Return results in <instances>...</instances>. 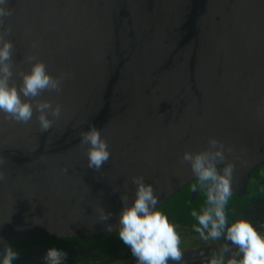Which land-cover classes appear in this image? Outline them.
Returning a JSON list of instances; mask_svg holds the SVG:
<instances>
[{
    "label": "water",
    "instance_id": "obj_1",
    "mask_svg": "<svg viewBox=\"0 0 264 264\" xmlns=\"http://www.w3.org/2000/svg\"><path fill=\"white\" fill-rule=\"evenodd\" d=\"M0 7L9 13L0 35L13 43L10 83L19 87L37 61L63 77L61 91L36 98L61 107L47 131L35 110L27 123L0 113V251L3 243L117 236L133 177L152 185L168 217L186 194L207 207L182 157L206 151L211 138L234 164L230 198L264 165V0H5ZM90 126L111 153L100 170L87 166L81 143Z\"/></svg>",
    "mask_w": 264,
    "mask_h": 264
},
{
    "label": "clouds",
    "instance_id": "obj_2",
    "mask_svg": "<svg viewBox=\"0 0 264 264\" xmlns=\"http://www.w3.org/2000/svg\"><path fill=\"white\" fill-rule=\"evenodd\" d=\"M4 2L5 0H0V4ZM8 14L0 7V17ZM12 50V41L0 35V113L17 123H27L32 119L35 110L39 113L41 129L47 131L52 126L49 117L58 118L61 107L58 104L54 106L49 101H38L36 98L44 90L61 91L63 77H53L47 71L46 65L37 61L32 63L28 72L21 74V84L17 87L10 83L13 76L10 63ZM81 143L88 145L86 155L89 168L100 170L109 161L111 153L107 141L95 126H90L81 133ZM208 145L206 151H185L182 157L190 165L197 182L206 190L207 195V207L200 213H192L199 224L194 230L204 239L217 240L223 236L237 246V253L227 264H264V235L243 219L229 224L226 216L225 208L232 195L234 164L224 163L225 147L221 142L211 138ZM221 163H224V167L218 169L217 165ZM0 179L3 177L0 176ZM132 184L135 185V195L131 203L126 194L121 196L122 209L116 229L120 240L130 248L137 264H169V260L173 264H179L182 258L180 237L167 216L158 210L160 201L154 194L152 185L146 183L143 177H133ZM192 187L195 189L196 185ZM110 215L103 211L100 220L107 221ZM107 230L113 231V225L108 224ZM3 244L0 264H14L18 252L10 245ZM65 259L66 253L57 248L48 249L44 257L46 264H64ZM212 264L218 262L214 259Z\"/></svg>",
    "mask_w": 264,
    "mask_h": 264
},
{
    "label": "flooded vegetation",
    "instance_id": "obj_3",
    "mask_svg": "<svg viewBox=\"0 0 264 264\" xmlns=\"http://www.w3.org/2000/svg\"><path fill=\"white\" fill-rule=\"evenodd\" d=\"M242 183H238L237 195L226 205L228 222L246 220L264 235V165L256 170L247 185ZM205 207L202 202L191 201V196L186 194L174 205L171 217L167 216L180 237L182 258L179 264H212L214 259L218 264H227L238 251L237 246L223 236L217 240L204 239L194 230L199 224L192 213H200ZM50 248L66 253L64 264H137L130 248L118 235L103 239L35 240L17 244L13 246L18 252L14 264H46L44 257ZM169 264L173 262L169 260Z\"/></svg>",
    "mask_w": 264,
    "mask_h": 264
}]
</instances>
